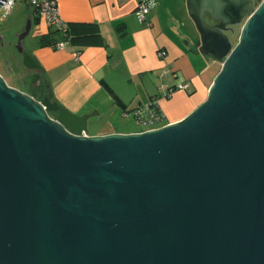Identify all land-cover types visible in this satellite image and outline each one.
I'll use <instances>...</instances> for the list:
<instances>
[{"label": "water", "instance_id": "obj_1", "mask_svg": "<svg viewBox=\"0 0 264 264\" xmlns=\"http://www.w3.org/2000/svg\"><path fill=\"white\" fill-rule=\"evenodd\" d=\"M186 6L196 50L222 68L181 121L89 135L98 111L63 110L0 74V264H264V0ZM32 26L17 49L38 70Z\"/></svg>", "mask_w": 264, "mask_h": 264}, {"label": "crops", "instance_id": "obj_2", "mask_svg": "<svg viewBox=\"0 0 264 264\" xmlns=\"http://www.w3.org/2000/svg\"><path fill=\"white\" fill-rule=\"evenodd\" d=\"M157 1L147 21L140 23L135 16L136 0H58L60 16L74 41L64 50L55 47L53 40L58 37L48 35L55 27L27 4L37 42L31 55L40 65L51 99L61 109L78 115L111 113L113 120L157 96L165 115L158 123L162 127L181 121L207 98L222 62L196 50V28L186 0ZM48 37L51 42L45 43ZM161 49L167 51L164 58L158 56ZM166 69L174 70L179 81L190 83L191 91L176 90L171 98L159 97L160 86L168 80L161 76ZM132 118L135 126L128 130L116 126L89 135L145 129Z\"/></svg>", "mask_w": 264, "mask_h": 264}, {"label": "rangeland", "instance_id": "obj_3", "mask_svg": "<svg viewBox=\"0 0 264 264\" xmlns=\"http://www.w3.org/2000/svg\"><path fill=\"white\" fill-rule=\"evenodd\" d=\"M29 8L25 0H16V4L10 14L0 21V36L4 37V44L0 45V73L6 77L7 83L39 100L40 92L45 89L43 74L38 70L27 69L23 64V56L17 49L18 34L24 29L27 23ZM1 16V11H0ZM243 24L237 25L230 37L234 44L237 43ZM37 44L33 38V30L26 37L24 48L27 54H31L33 47ZM6 60V66L4 63ZM45 92V91H44ZM44 94V93H42ZM111 114V113H110ZM102 113L90 119L89 132L98 133L114 129H130L135 126L132 116H116L113 120L111 115ZM56 118V114H51Z\"/></svg>", "mask_w": 264, "mask_h": 264}, {"label": "built area", "instance_id": "obj_4", "mask_svg": "<svg viewBox=\"0 0 264 264\" xmlns=\"http://www.w3.org/2000/svg\"><path fill=\"white\" fill-rule=\"evenodd\" d=\"M25 2L31 6L36 16L43 19L50 27H55L63 31L66 30L64 21L62 20L58 7V0H25ZM137 6L135 10V16L140 23H145L150 12L158 5L157 0H136ZM16 0H7L0 6L1 16L0 21L6 18L14 5ZM55 47L60 50L71 48L69 41L62 40L56 43ZM76 57H79L80 52H75ZM167 55V51L161 49L158 51V56L164 58ZM78 59V58H77ZM162 78H166V82L160 86L159 97L171 98L176 90L191 91L190 83L186 81H179L177 73L172 69H166L162 71ZM132 115L137 124L145 127L142 131L158 128V123L165 119L164 113L158 107V97L156 96L148 104L135 109L134 111H124V116L128 117ZM140 131V132H142Z\"/></svg>", "mask_w": 264, "mask_h": 264}, {"label": "trees", "instance_id": "obj_5", "mask_svg": "<svg viewBox=\"0 0 264 264\" xmlns=\"http://www.w3.org/2000/svg\"><path fill=\"white\" fill-rule=\"evenodd\" d=\"M48 35H49L50 38H52V37H58L59 38L58 40L54 38V40H56V41L53 40V42H55L54 44H56L57 42L62 41V40H67V41H69L70 45L71 44L73 45L74 41H73V35L71 33L70 27L66 26V30L65 31H63L61 29H58V28H54L53 30L50 31V33ZM49 37L47 38V40H44L45 43H50L51 42ZM45 86H46L45 87V92H44V94H42L40 92V96L41 97L39 98V100H42L45 96H49L51 98L50 90L48 89L46 84H45Z\"/></svg>", "mask_w": 264, "mask_h": 264}, {"label": "flooded vegetation", "instance_id": "obj_6", "mask_svg": "<svg viewBox=\"0 0 264 264\" xmlns=\"http://www.w3.org/2000/svg\"><path fill=\"white\" fill-rule=\"evenodd\" d=\"M262 0H255L256 2V5H258ZM205 19L208 23H210L211 25H217L219 21H215L214 19H212V17L209 15V13H205ZM234 28L235 27H228V34L230 35V33H232L234 31ZM1 45V44H0ZM6 45V43L1 45V46H4ZM23 56V59H24V54H22ZM4 63H5V66H6V60H4ZM38 71L40 72V70L38 69ZM1 74V73H0ZM2 75V74H1ZM3 76V75H2ZM4 77V76H3ZM4 79L6 80V77H4ZM45 89L43 88L41 90V93H44Z\"/></svg>", "mask_w": 264, "mask_h": 264}]
</instances>
